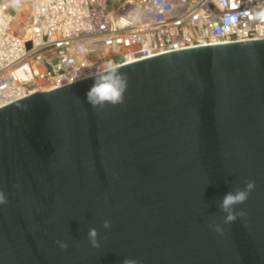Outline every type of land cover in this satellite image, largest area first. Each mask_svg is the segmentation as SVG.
I'll list each match as a JSON object with an SVG mask.
<instances>
[{"label":"water","instance_id":"obj_1","mask_svg":"<svg viewBox=\"0 0 264 264\" xmlns=\"http://www.w3.org/2000/svg\"><path fill=\"white\" fill-rule=\"evenodd\" d=\"M119 71L122 104L87 103L94 76L0 109V264H264V40ZM246 180L224 224L216 202Z\"/></svg>","mask_w":264,"mask_h":264},{"label":"built area","instance_id":"obj_2","mask_svg":"<svg viewBox=\"0 0 264 264\" xmlns=\"http://www.w3.org/2000/svg\"><path fill=\"white\" fill-rule=\"evenodd\" d=\"M264 40V0H22L0 9V109L171 52Z\"/></svg>","mask_w":264,"mask_h":264},{"label":"clouds","instance_id":"obj_3","mask_svg":"<svg viewBox=\"0 0 264 264\" xmlns=\"http://www.w3.org/2000/svg\"><path fill=\"white\" fill-rule=\"evenodd\" d=\"M22 4V0H0V9L13 7L19 8ZM128 78L127 75L119 71V66L108 65L107 67L97 70L95 77L93 78V84L86 93L87 103L93 107H104L106 104L117 105L124 102V93L127 89ZM254 180H246L244 187H234L228 191L222 199L216 202V207L220 212L224 213L223 223L232 224L238 217H244L246 212L235 209L239 205H243L249 198L250 193L255 189ZM7 203V196L3 191H0V205ZM102 227L105 229L111 228V221L104 220ZM218 233L223 232L222 227L217 224L212 226ZM99 233L95 227H90L87 232V238L92 248H100V240L98 239ZM104 240L108 239L105 235ZM55 243L63 250L68 248V243L61 240H56ZM122 264H141L140 261L131 258H125Z\"/></svg>","mask_w":264,"mask_h":264}]
</instances>
